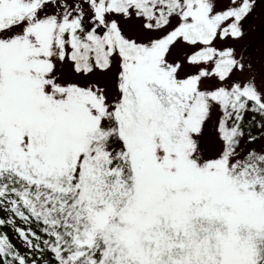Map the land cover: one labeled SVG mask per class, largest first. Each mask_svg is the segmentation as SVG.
Returning <instances> with one entry per match:
<instances>
[{"label":"snow or ice","instance_id":"obj_1","mask_svg":"<svg viewBox=\"0 0 264 264\" xmlns=\"http://www.w3.org/2000/svg\"><path fill=\"white\" fill-rule=\"evenodd\" d=\"M0 264H264V0H0Z\"/></svg>","mask_w":264,"mask_h":264}]
</instances>
